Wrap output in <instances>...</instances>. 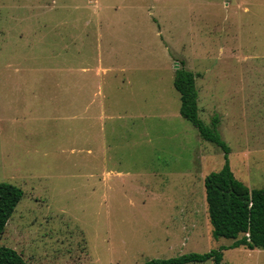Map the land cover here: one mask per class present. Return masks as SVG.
Returning a JSON list of instances; mask_svg holds the SVG:
<instances>
[{"label": "rangeland", "instance_id": "1", "mask_svg": "<svg viewBox=\"0 0 264 264\" xmlns=\"http://www.w3.org/2000/svg\"><path fill=\"white\" fill-rule=\"evenodd\" d=\"M182 61L235 176L264 187V0H0V183L24 192L1 245L144 264L232 242L212 235L204 179L224 151L180 112Z\"/></svg>", "mask_w": 264, "mask_h": 264}, {"label": "trees", "instance_id": "2", "mask_svg": "<svg viewBox=\"0 0 264 264\" xmlns=\"http://www.w3.org/2000/svg\"><path fill=\"white\" fill-rule=\"evenodd\" d=\"M196 74L182 65L175 71L174 86L180 93V112L199 130L203 139L224 151L225 163L221 169L206 175L204 186L209 220L214 238H228L232 242L206 252H189L169 258H152L144 264L201 263L212 259L221 264L224 249L246 247L264 249V187L250 188L238 179L229 162V146L218 131V116L207 126L198 115ZM23 190L11 183H0V238L16 206L23 197ZM0 264H34L28 262L14 248L0 244Z\"/></svg>", "mask_w": 264, "mask_h": 264}]
</instances>
